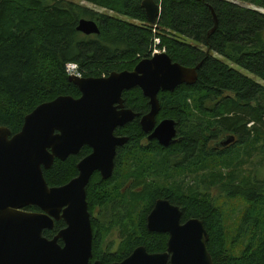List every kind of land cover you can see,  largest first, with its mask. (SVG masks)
<instances>
[{"label": "trees", "instance_id": "trees-1", "mask_svg": "<svg viewBox=\"0 0 264 264\" xmlns=\"http://www.w3.org/2000/svg\"><path fill=\"white\" fill-rule=\"evenodd\" d=\"M78 1L112 15L66 0H0V128L11 136L39 105L62 96L80 97L68 82V65H76L81 78L108 77L133 71L157 50L182 67L199 66L194 85L158 94L156 123L175 122L174 144L163 148L148 142L139 118L115 131L128 142L116 151L113 177L103 181L94 173L86 188L93 260L121 262L138 247L150 254L165 252L167 235L146 229L155 201L164 199L180 208L183 222L203 223L213 264H264V179L244 177L241 170L252 152L264 156V85L231 66L264 83V14L251 9L264 11V0H154L161 8L154 26L142 9L144 0ZM81 19L94 21L99 35L78 33ZM122 99L140 117L149 112L138 88L124 92ZM226 136L235 142L216 148ZM90 153L83 148L77 156L55 161L43 171L47 185L69 183ZM118 176L122 181L111 190ZM187 177L193 178L191 185ZM164 182L167 187L161 186ZM218 189L227 200L245 204L235 230L211 197ZM63 228V222L56 223L43 235L51 239ZM113 233L117 244L104 249L101 236Z\"/></svg>", "mask_w": 264, "mask_h": 264}, {"label": "water", "instance_id": "water-1", "mask_svg": "<svg viewBox=\"0 0 264 264\" xmlns=\"http://www.w3.org/2000/svg\"><path fill=\"white\" fill-rule=\"evenodd\" d=\"M141 6L148 23L156 25L160 5L144 0ZM212 15L214 31L217 19ZM76 31L86 37L99 35L92 20L81 19ZM198 69L182 67L165 53H156L130 72H113L102 78L69 76L79 98L62 96L39 105L13 136L0 128V264H89L93 234L86 188L94 173L103 181L112 177L116 151L128 142L114 133L139 118L124 106L123 93L135 88L142 92L149 112L140 117V129L147 141L168 148L176 142V124L168 119L156 123L158 94L194 85ZM234 142L233 136H226L215 147L225 149ZM85 147L91 153L77 164V176L64 186L50 188L43 171L55 161L77 156ZM27 208L37 212H26ZM60 222L64 228L52 239L43 237ZM146 229L168 236L166 251L150 254L138 247L112 264H213L203 223L198 219L182 222L180 208L169 201L154 203ZM58 241L63 242L62 247Z\"/></svg>", "mask_w": 264, "mask_h": 264}, {"label": "rangeland", "instance_id": "rangeland-1", "mask_svg": "<svg viewBox=\"0 0 264 264\" xmlns=\"http://www.w3.org/2000/svg\"><path fill=\"white\" fill-rule=\"evenodd\" d=\"M66 1H72L74 3H78V4L82 5L83 7H87V8H89V9H91V10L97 12V13H102V14H106V15H112L108 11H106L104 9H100V8L94 7V6H92V5H90V4L86 3V2H81V1H78V0H66ZM227 1H230V0H227ZM242 6L243 7H247L245 5H242ZM251 9L264 14V11H262V10H256L253 7ZM118 18H120L121 20L126 21V22H131V20H129L128 18H125V17H118ZM193 45H195V44L193 43ZM214 57L217 58V59H220L216 55H214ZM231 66H232V68H234L236 71L240 72L241 74L247 76L248 78H250V79H252V80H254L256 82H258L261 85H264L263 82L259 81V79H257L256 77L250 75L248 72L238 68L237 66H234V65H231ZM221 138H222V136L220 138L219 137L215 138L213 143L215 141L221 139ZM241 170L243 171V175L242 176H244V177H252V178L256 177L258 180H263L264 179V156L259 151L252 152L251 155H250L249 161L242 166ZM113 174H114V172H113ZM112 177H113V175H112ZM119 178L120 177L118 176L116 178V180L113 181L114 185L110 186L111 190H114L115 187L117 186V183L122 181V180L119 181L118 180ZM191 179H193V178L191 177L189 179V177H187V183H189L190 185H191V182H193ZM128 184H130V183H128ZM112 186H115V187H112ZM161 186H163V187L166 186L167 187V182L166 183L165 182L162 183ZM210 194H211V197L213 198V200H215L217 206L223 212L227 213V215L229 217V221L226 222L227 225L229 227H231L232 230H235L236 228H234V227L239 222V218H240V216H241V214H242V212H243V210L245 208L244 207L245 204L242 203V201H240V200H233V201L227 200L225 196H222V193H221V191L219 189L211 191ZM95 217L96 218L100 217L98 210H96V212H95ZM101 237H102L101 242L103 241L104 244H105L104 249L106 248L107 244H110V242H114L115 245L117 244V237H118L117 233H113L111 236H109L107 238L104 235H102Z\"/></svg>", "mask_w": 264, "mask_h": 264}, {"label": "built area", "instance_id": "built-area-1", "mask_svg": "<svg viewBox=\"0 0 264 264\" xmlns=\"http://www.w3.org/2000/svg\"><path fill=\"white\" fill-rule=\"evenodd\" d=\"M156 43H157V41H156ZM156 53H161V52H159V51H157V50H154V51L152 52V55H154V54H156ZM66 73H67V76H68V77H69V76H74V77H77V78H81V75H80V73L78 72V68H77L76 65H68V66L66 67Z\"/></svg>", "mask_w": 264, "mask_h": 264}, {"label": "flooded vegetation", "instance_id": "flooded-vegetation-1", "mask_svg": "<svg viewBox=\"0 0 264 264\" xmlns=\"http://www.w3.org/2000/svg\"><path fill=\"white\" fill-rule=\"evenodd\" d=\"M139 120H140V116H139ZM175 128H176V125H175ZM176 132H177V130H176ZM177 137V136H176ZM146 140H147V136H146ZM149 142V141H148ZM152 142V141H151ZM156 142V141H155ZM157 143V142H156ZM158 144V143H157ZM85 148H87V147H85ZM115 160V159H114ZM114 172V171H113ZM113 175V174H112ZM100 176V175H99ZM156 202V201H155ZM183 222V221H182ZM185 222V221H184ZM62 230V229H61ZM60 231V230H59ZM59 231H57L55 234H54V236L59 232ZM44 234V233H43ZM164 235V234H163ZM53 236V237H54ZM43 237H44V235H43ZM52 237V238H53ZM168 237V236H167ZM46 238V237H45ZM51 238V239H52ZM48 239V238H47ZM50 240V239H49ZM58 244H59V246H63V242L62 241H58ZM156 254H158V253H156ZM96 261H98V260H93V257H92V259L90 260V262H89V264H93L94 262H96ZM99 262V261H98ZM100 263V262H99Z\"/></svg>", "mask_w": 264, "mask_h": 264}]
</instances>
